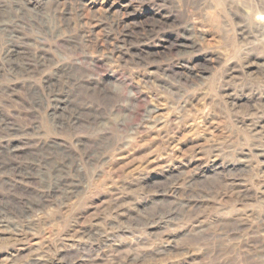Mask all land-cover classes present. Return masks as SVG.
<instances>
[{"label":"clouds","instance_id":"clouds-1","mask_svg":"<svg viewBox=\"0 0 264 264\" xmlns=\"http://www.w3.org/2000/svg\"><path fill=\"white\" fill-rule=\"evenodd\" d=\"M161 97L160 174L96 187ZM0 231V264H264V0H0Z\"/></svg>","mask_w":264,"mask_h":264},{"label":"rangeland","instance_id":"rangeland-1","mask_svg":"<svg viewBox=\"0 0 264 264\" xmlns=\"http://www.w3.org/2000/svg\"><path fill=\"white\" fill-rule=\"evenodd\" d=\"M111 0H108V3H110ZM124 3L127 4V0H124ZM129 8H131V5H127ZM96 7H99L97 5ZM141 7H144L148 10V12H151L150 5H141ZM95 10V8L93 9ZM147 96V93H142V97ZM18 99V98H17ZM154 105L150 104L149 108H152ZM166 119H175V117L170 116L167 106L165 105L163 101V97H161V102L159 107L157 108L156 112L152 116V119L150 121H146L143 125L144 128L149 130V137L145 138L142 137V143L139 145L137 150L135 152H132L129 156L127 151H121L117 154V157L114 161L113 167L109 168L104 175L100 176V178L96 181V187H99L101 183L105 181L106 177H111V175L124 172L126 175L136 174L140 173L142 175H149V176H156L159 175L162 166L166 163L165 160L161 159L160 161H157L155 164L153 163V154L157 148L160 146V141L157 139V133L163 134V124ZM156 121H159L157 124ZM155 124V130H152V126ZM187 136V132L177 133V137L181 136ZM149 139L152 141L151 147L148 145ZM129 142L132 143L133 140L130 137ZM4 143H8L5 141ZM17 144V147L19 148V142H13ZM194 141H192L191 137H188L187 139H181L180 141V151L176 153L177 157L180 155H183L184 152H187L190 148L194 146ZM173 147H175V141H173ZM179 163V160L176 161ZM145 167L147 168V171H144ZM4 179H8L5 177ZM119 181V176L117 175L114 180H111V183H116ZM110 186V184H109ZM91 196V200L89 201V197ZM132 198H127L128 201H130ZM81 200L82 202H90L92 204L91 207L87 208L85 212H83L84 220H91V224H85L83 221L81 222L78 227L85 233L91 234L93 231H95L97 228H103L104 225V218L103 214L107 212V209H103V213L98 214L97 209H101L102 206L106 203V195L104 193H101L100 196L92 195L89 191H85L81 194ZM69 209H64L65 215L67 214V211ZM48 211L51 213L53 211L52 208H49ZM122 212L125 211V209H121ZM121 223L124 222L125 217L121 216L120 218ZM111 223V221H109ZM40 229L45 233L49 234L53 230H58L59 225L55 220L48 221L42 224H39ZM130 235V233H128ZM9 235V233H5L0 231V238L6 237ZM41 241V236L34 235L32 237V242L29 245V250L39 248ZM45 243H47V235L45 236ZM69 244H81V239L77 238L76 240L69 239ZM129 244L130 242H124L117 246V251L127 253L129 251ZM84 247H88L87 245H83ZM171 245H169L170 247ZM94 247V246H93ZM74 249H62L61 253L59 255H63L65 253H72L74 252ZM41 264H44L43 261H41ZM77 264H82V262L78 261ZM153 264H183V261L174 257L157 260L153 262Z\"/></svg>","mask_w":264,"mask_h":264}]
</instances>
